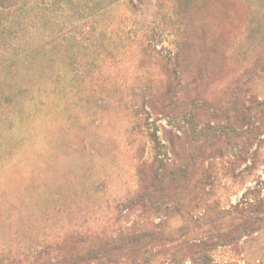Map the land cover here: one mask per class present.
<instances>
[{
    "label": "rangeland",
    "instance_id": "rangeland-1",
    "mask_svg": "<svg viewBox=\"0 0 264 264\" xmlns=\"http://www.w3.org/2000/svg\"><path fill=\"white\" fill-rule=\"evenodd\" d=\"M142 230L79 264H264V0H0V264Z\"/></svg>",
    "mask_w": 264,
    "mask_h": 264
},
{
    "label": "trees",
    "instance_id": "trees-1",
    "mask_svg": "<svg viewBox=\"0 0 264 264\" xmlns=\"http://www.w3.org/2000/svg\"><path fill=\"white\" fill-rule=\"evenodd\" d=\"M154 141H156V138H154ZM153 235L154 236L157 235L158 237H163L162 232L156 233V232H151L150 230H142L141 232H138L137 235L136 233H134L132 237H126L124 240L119 241V243H121L120 245L119 243L118 244L105 243L97 250L95 249L83 255H77L78 259H76L77 261L76 264H79L82 261H88L92 259L101 261L102 259L107 258V255L109 253L113 254L116 250H119L121 253H124L123 255H125L126 254L125 251L129 249V251L134 254L138 250H141L147 247L148 245H150L152 243L151 239ZM203 264H213V263L207 261V262H203Z\"/></svg>",
    "mask_w": 264,
    "mask_h": 264
}]
</instances>
